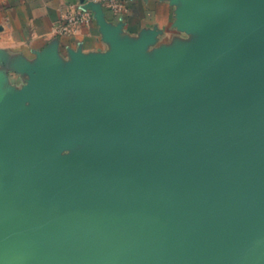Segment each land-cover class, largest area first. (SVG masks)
Listing matches in <instances>:
<instances>
[{"label": "water", "instance_id": "water-1", "mask_svg": "<svg viewBox=\"0 0 264 264\" xmlns=\"http://www.w3.org/2000/svg\"><path fill=\"white\" fill-rule=\"evenodd\" d=\"M187 1L217 79L125 50L131 82L84 74L104 110L0 129V264H264V0Z\"/></svg>", "mask_w": 264, "mask_h": 264}, {"label": "crops", "instance_id": "crops-1", "mask_svg": "<svg viewBox=\"0 0 264 264\" xmlns=\"http://www.w3.org/2000/svg\"><path fill=\"white\" fill-rule=\"evenodd\" d=\"M120 1L122 13L103 6L88 25L61 35L67 12L101 0H0V129L40 122L52 130L58 114L104 110L105 86L87 82L84 74L107 65L131 82L138 66L125 50L150 68L168 61L169 74L193 68L197 82L225 72L208 48L216 16L201 12L199 25H192L185 21L194 6L187 0ZM5 199L0 193V206Z\"/></svg>", "mask_w": 264, "mask_h": 264}, {"label": "built area", "instance_id": "built-area-1", "mask_svg": "<svg viewBox=\"0 0 264 264\" xmlns=\"http://www.w3.org/2000/svg\"><path fill=\"white\" fill-rule=\"evenodd\" d=\"M103 6L115 14L125 11V5L120 0H101ZM92 19L90 9L71 10L64 17V23L57 30L61 35L72 33L76 28L82 25H88Z\"/></svg>", "mask_w": 264, "mask_h": 264}, {"label": "rangeland", "instance_id": "rangeland-1", "mask_svg": "<svg viewBox=\"0 0 264 264\" xmlns=\"http://www.w3.org/2000/svg\"><path fill=\"white\" fill-rule=\"evenodd\" d=\"M84 150V147L83 146H79V147H74V148H71V149H68L64 152V155H69L71 153H77V152H81Z\"/></svg>", "mask_w": 264, "mask_h": 264}]
</instances>
